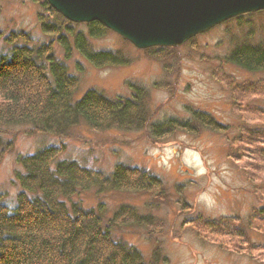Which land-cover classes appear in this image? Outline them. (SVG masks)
<instances>
[{"label":"rangeland","instance_id":"rangeland-1","mask_svg":"<svg viewBox=\"0 0 264 264\" xmlns=\"http://www.w3.org/2000/svg\"><path fill=\"white\" fill-rule=\"evenodd\" d=\"M40 11L32 0H0V30L27 32L34 45L47 42L37 24ZM84 25L78 30L84 31ZM247 36L250 43L264 46V11L231 19L178 48H163L161 60L153 55L160 48L137 50L111 32L93 41L98 52L121 54L129 61L126 66L95 68L76 52L64 60L55 45L57 56L78 78L74 99L89 89L108 97H130L129 86L138 84L147 90L152 123L189 120L192 110H200L227 129L217 134L198 127L195 133L177 131L162 140L147 131H95L84 124L63 138L24 126L0 129V194L5 202L12 205L18 191L13 181L20 169L17 159L62 144L63 159L104 173L117 164L137 167L164 183L158 197L80 195L84 207L104 203L106 217L121 204L151 214L152 232L137 228L115 232L147 261L156 253L158 264H264V217L258 214L264 207V144L257 135L259 120L264 121V71L245 72L226 60ZM252 142L259 143L249 146ZM196 218L199 225H191ZM211 221L217 226L210 230L205 223Z\"/></svg>","mask_w":264,"mask_h":264},{"label":"trees","instance_id":"trees-1","mask_svg":"<svg viewBox=\"0 0 264 264\" xmlns=\"http://www.w3.org/2000/svg\"><path fill=\"white\" fill-rule=\"evenodd\" d=\"M32 2L41 9L37 24L48 41L34 45L27 32L0 30V129L24 126L31 132L63 138L84 124L95 131H147L155 140L177 131L195 133L198 127L225 133L226 126L200 110H192L189 120L152 123L147 90L138 84L129 86L130 97H108L89 89L74 99L78 78L57 56L55 45L64 60L76 52L95 68L126 66L129 61L119 53L93 48L94 40L110 33L100 23L85 24L84 31L78 30L79 25L63 19L45 0ZM247 39L236 44L226 60L245 72H263L264 46ZM162 50L153 54L155 59L161 60ZM238 90L246 93L240 86ZM259 122L257 135L264 144V121ZM255 143L259 142L248 145ZM4 145L10 148L9 143ZM62 151V144L44 146L17 159L20 169L14 172L18 191L13 204H7L0 194V264H158L156 253L149 262L139 249L115 234L130 228L152 232L155 222L151 214L121 204L106 217L104 203L84 207L80 195L114 192L158 197L165 190L161 179L121 164L104 173L61 158ZM258 214L264 217V207ZM196 219L190 224L199 225L200 219ZM205 225L210 230L217 226L214 221Z\"/></svg>","mask_w":264,"mask_h":264},{"label":"water","instance_id":"water-1","mask_svg":"<svg viewBox=\"0 0 264 264\" xmlns=\"http://www.w3.org/2000/svg\"><path fill=\"white\" fill-rule=\"evenodd\" d=\"M72 24L98 22L137 50L178 48L264 0H45Z\"/></svg>","mask_w":264,"mask_h":264}]
</instances>
